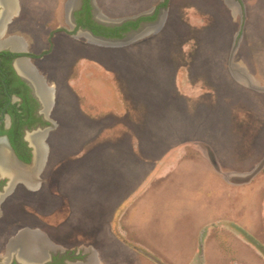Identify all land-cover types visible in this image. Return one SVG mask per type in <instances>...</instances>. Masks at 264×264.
<instances>
[{
	"label": "rangeland",
	"instance_id": "obj_1",
	"mask_svg": "<svg viewBox=\"0 0 264 264\" xmlns=\"http://www.w3.org/2000/svg\"><path fill=\"white\" fill-rule=\"evenodd\" d=\"M42 1L57 5L62 23L65 0ZM96 2L121 21L167 10L157 29L126 44L57 46L45 63L57 88L46 181L10 197L0 235L34 228L27 239L72 249L71 264H84L91 247L101 254L89 264H264V0ZM44 5L41 25L49 21ZM97 84L115 88L122 117L108 112L114 96L97 94ZM132 184L141 188L130 197L136 202L117 216ZM49 213L62 225L50 228ZM81 215L99 233L76 224ZM113 216L125 239L114 235ZM126 244L150 255L120 252Z\"/></svg>",
	"mask_w": 264,
	"mask_h": 264
},
{
	"label": "flooded vegetation",
	"instance_id": "obj_2",
	"mask_svg": "<svg viewBox=\"0 0 264 264\" xmlns=\"http://www.w3.org/2000/svg\"><path fill=\"white\" fill-rule=\"evenodd\" d=\"M40 3L44 5L42 0H0V44L4 45L0 48V221H5L10 197L19 187L38 192L46 181L42 178L48 157L46 143L55 127L51 111L57 104L56 82L45 67L52 53L63 44L67 50L68 39L100 47L126 44L133 35L155 27L159 17L140 21L133 28L126 25L150 17L121 21L103 14L96 0H65L62 23L56 22L57 5L51 1L47 8L44 5L49 21L41 25ZM35 230L23 227L11 238L6 230L0 235L7 239L1 247L6 250L5 258H0L2 264L73 263L65 257L70 255L66 251L56 253L59 250L52 251L50 246L43 263L24 258L34 242L27 239L28 231Z\"/></svg>",
	"mask_w": 264,
	"mask_h": 264
},
{
	"label": "crops",
	"instance_id": "obj_3",
	"mask_svg": "<svg viewBox=\"0 0 264 264\" xmlns=\"http://www.w3.org/2000/svg\"><path fill=\"white\" fill-rule=\"evenodd\" d=\"M97 6H98V8L101 10V12L103 13V14H105V15H107V14H110V13H108L107 11V13L106 12H104V9H103V7L102 6H100L99 5V3L97 2ZM157 7V6H156ZM156 7H154V12H146L145 13V16L147 17V16H149L151 19L150 20H155L156 19V17H157V15H159V17H157L158 19L156 20V26L158 27L160 24H161V20L159 19L160 18V15H165V13H166V10H167V8L165 7V6H163V7H161V8H159V11L160 12H158V13H156L157 12V8ZM161 9V10H160ZM149 14H151V15H149ZM163 21V20H162ZM159 22H160V24H159ZM156 26L155 27H153L152 28V30H155V28H156ZM157 29V28H156ZM88 74V73H87ZM87 82V85H88V80H86ZM106 83V82H105ZM86 87H88V86H86ZM105 87H106V85L104 84V85H102V87H101V85H99V84H97V94H99V95H101V93H103V94H109V95H111V94H113V96L114 97H112V100L111 99H109V100H111V101H113V104L112 105H109L108 106V112H113V111H115L117 114H119L118 116H120V117H122V115H124V112H123V110H124V106L121 104V102L119 101V99L117 98V97H115V93H113V89L115 90V88H112V89H110L109 87H106V88H108V90H106L105 89ZM102 94V95H103ZM98 96V95H97ZM111 104V103H110ZM99 107V106H98ZM107 109V108H106ZM53 122H55V121H53ZM55 128V127H54ZM54 131V130H53ZM51 133H52V131H51ZM167 157H169V156H167ZM132 186H133V188L131 189V191H130V194L129 195H127V196H125V197H123V198H119L120 199V201H119V203H118V206L116 207L117 208V210H116V215L118 216V213L120 214V213H122V212H120V206H123L125 209L123 210L124 212H123V214H122V216H124L126 213H128V210H131V207L132 206H134V204H135V202L136 201H132L133 203L131 204V196H132V193H137L141 188H139L138 189V187H140V185H133L132 184ZM33 191H34V193H36V188H34L33 189ZM40 191V190H39ZM38 191V192H39ZM131 197V198H130ZM98 206L97 207H100L101 208V210H104L103 208H104V203H102V201H101V198H99L98 197ZM129 203V205H127ZM131 204V205H130ZM126 206H128V207H126ZM101 210H99L98 209V211H97V213L99 214V213H101ZM60 213V212H59ZM114 213V214H115ZM67 214H65V216H66ZM116 215H115V218H116ZM129 215H130V211H129ZM49 218H48V220H49V227L50 228H52V225H62L61 224V222H57L56 220H54V218H53V216H52V213H49ZM61 217H63V214H61L60 215ZM82 217V215L79 217V218H77V221H76V224H81L82 225V227L83 228H85V230H87V228H89V229H91L92 230V232L93 233H96V231H97V233H99V229H97V230H94L95 229V227L96 228H98V225H95L96 224V222L97 221H95V220H86V221H84V223H83V220H85L84 219V217L83 218H81ZM70 218V217H69ZM69 218L68 219H66L65 218V221H63V223H67V222H69L70 220H69ZM115 218H114V216L112 217V221H111V223H112V229H113V233H114V235L117 237V238H119V239H125L127 236H126V234H120L119 232H118V230L117 229H114V227H113V221L115 220ZM116 222V221H115ZM88 224H90V225H88ZM85 225H86V227H85ZM82 228V229H83ZM82 229H79L78 231H81V232H79V233H82V234H80V235H82V236H84V237H86V238H88V232L87 231H82ZM88 229V230H89ZM91 233V232H90ZM40 235V234H39ZM88 235V236H87ZM98 235V234H97ZM96 236V235H95ZM90 238H94V235H92V236H89ZM105 237H108L107 235L105 236ZM40 238L41 239H43L42 241H40ZM50 237H48L47 239H49ZM109 238V237H108ZM33 240L34 241H36L37 242V244H34L33 242V248H34V254L36 255L35 256V258H33V260H35L36 262H38V263H43V262H45V260L47 259V256H48V251L46 250L47 249V245L46 244H42V243H45V239L44 238H42V236L40 235L39 237L38 236H36L35 235V237L33 238ZM50 240V239H49ZM129 244V243H128ZM128 244H126V245H124L125 247L122 249V250H119L120 252H124V251H130V252H137V254H141V255H150V253L148 252V251H146V250H144V249H142V248H139V247H136V246H131V245H128ZM35 245H37V247L35 246ZM43 245V246H42ZM51 247V246H50ZM51 248H53L54 250H52V251H57V250H59L58 252H56V253H59V252H61L62 250H60V248L58 249L57 247H55V246H52ZM87 249V248H86ZM103 251H108L109 253H106V254H113L112 252H113V250H114V247L113 248H111V247H107V248H104V249H102ZM67 252L68 254H73L72 253V249H70V250H63L62 251V254H66V253H64V252ZM94 252L97 254V255H99V254H101V250L99 249V248H95V247H91L90 249L88 248V250H85V251H83L81 254L82 255H87L86 256V259L84 260V264H89V263H91L93 260H92V256H93V254H94ZM103 253V252H102ZM76 255H80L79 254V252H77L76 253ZM81 260V259H80ZM57 262L58 263H61V262H59L58 260H57ZM71 264V263H70Z\"/></svg>",
	"mask_w": 264,
	"mask_h": 264
},
{
	"label": "water",
	"instance_id": "obj_4",
	"mask_svg": "<svg viewBox=\"0 0 264 264\" xmlns=\"http://www.w3.org/2000/svg\"><path fill=\"white\" fill-rule=\"evenodd\" d=\"M204 148H205V150H206V155H207V157H208L210 163L213 165V167L216 169V171H218V170L220 169V167H219V164H218V162H217V160H216V157H215L214 153H212V151H211L210 149H208L207 147H204ZM27 243H28V242H27ZM28 244H30V243H28ZM30 245H31V244H30ZM33 252H34V248H33V246L31 245V246L26 250V252H25V254L23 255V257H24V258H28V259H30L29 257H30L31 255H33V258H35Z\"/></svg>",
	"mask_w": 264,
	"mask_h": 264
},
{
	"label": "trees",
	"instance_id": "obj_5",
	"mask_svg": "<svg viewBox=\"0 0 264 264\" xmlns=\"http://www.w3.org/2000/svg\"><path fill=\"white\" fill-rule=\"evenodd\" d=\"M150 19H151V18H142V19H140L139 21H137V22H135V23H129V24H127L126 26H131V27L135 28V27L138 26V24H139L140 21L150 20Z\"/></svg>",
	"mask_w": 264,
	"mask_h": 264
},
{
	"label": "bare ground",
	"instance_id": "obj_6",
	"mask_svg": "<svg viewBox=\"0 0 264 264\" xmlns=\"http://www.w3.org/2000/svg\"><path fill=\"white\" fill-rule=\"evenodd\" d=\"M33 31H34V30H33ZM4 44H5V43H4ZM1 47H4V45H3V44H0V48H1Z\"/></svg>",
	"mask_w": 264,
	"mask_h": 264
}]
</instances>
